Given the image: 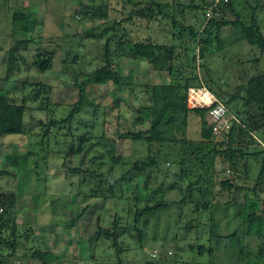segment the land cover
<instances>
[{"label":"rangeland","instance_id":"obj_1","mask_svg":"<svg viewBox=\"0 0 264 264\" xmlns=\"http://www.w3.org/2000/svg\"><path fill=\"white\" fill-rule=\"evenodd\" d=\"M150 1L130 0L128 3L126 0H0V95L8 93L13 101L20 103L24 97H29L33 89L31 84L41 83L51 88L50 93H44L43 97H48V101L54 104L48 110H40L41 100L34 101L32 98H26L25 121L28 132L21 135L0 136V192L12 191L18 194L17 204L11 211L17 222L19 238L15 257L12 259L14 263L25 264L32 260L31 254L34 251H50L59 256L63 255L64 259L82 261L90 259L94 264H209L211 261L215 264H264V257L251 259L252 262L249 263L248 258L239 261L233 253L229 256L225 252L226 245H234L236 241L231 243L225 240L220 250H217L214 255L208 252L200 254V245L204 244L208 247L216 245V242L210 240L207 232L204 231L198 234L196 230L189 231L188 228H183L179 240L162 241L164 238L169 240L177 231L175 206L162 213L159 219H153L142 246L136 239L122 236L119 244L127 250L118 258L116 247L111 240L95 237L98 230V216L103 217L101 226L110 228L113 225L116 210L109 204H103L100 199L84 197V194H87L85 185H80L77 175L70 174L71 167L78 166L80 154L72 158L65 156L74 137L78 139L81 134L90 129L89 123L78 125L80 121L89 119L87 114L78 115L74 121V137L66 135L54 137L55 131L50 141L42 137L45 130L44 124L50 120L49 115L53 117L67 115L77 100L78 89L74 87V74H78L81 81L82 73L93 71L98 65L97 59L102 57L106 36L100 39L89 37L90 32L100 33L114 20L128 18L131 12L139 7H145ZM156 1L162 3V9L154 20L134 17L133 20L123 23L121 32L125 33L128 39L174 45L176 65L190 64L189 61L195 50L197 74L202 83L204 82L206 89L213 94L224 90H231L230 93H232L234 88L241 85L247 74L251 76L264 74V54L245 40L229 44V41H233L235 34L238 33L237 29L230 27L225 28L220 34L221 40L225 41L222 49H218L214 55L205 59L199 57L197 50L199 42L190 38L189 30L194 27L199 29L207 21L205 13L209 7L207 9L208 5L202 0ZM193 3L196 9L190 6ZM98 5L108 7L107 19L91 18L86 14L87 7ZM236 7L243 15L244 21L250 22L255 16L264 34V0H236ZM22 9L37 15L40 21L27 35L22 31H14L12 24L15 11ZM218 15L220 14L214 13L212 18ZM223 15L230 17L232 13L225 12ZM174 17L178 21L177 26L173 25ZM24 39H31V42L27 45H19L16 55H13L11 49L14 46L17 47L18 42ZM113 48L115 49L116 46L114 45ZM186 48H188L187 51ZM126 49L128 50V47ZM45 51L53 53L54 65L52 69L43 72L37 67H46L49 63L36 60V57ZM74 55L77 56L76 60ZM118 56L119 68L123 69L125 75L131 74L134 79L139 78L142 85L168 84L165 74L154 70L147 61L131 59L127 55L123 57L118 54ZM65 60L69 62L65 63ZM203 64L210 69L211 80L209 81H207L208 71L206 67L203 68ZM212 80L214 82H211ZM23 82H25V88L21 90L19 83ZM210 87L213 90H210ZM131 88L132 86H123L119 89L118 96L135 104L143 102L142 95L145 96V94L139 91L138 99L134 101L135 96L131 95ZM89 91L90 98L101 106L99 110L101 124L96 131H93L94 136H100L103 129L109 136H115L122 128L127 129L130 126L128 121L131 114L130 108L124 101L120 103V108L115 106V89L111 82L91 86ZM158 92L160 91L157 90L155 93L156 101ZM226 99L227 97H224L220 100L226 104ZM190 106L193 105L190 104ZM226 106L231 112L232 105ZM240 107H242L241 104ZM64 132L61 133L64 134ZM200 133L201 118L195 113H190L188 137L193 141H201ZM256 135L262 142L258 143L257 149L264 152V128ZM94 136L92 141L89 140V145L95 142ZM125 146L130 148L127 143ZM95 154L96 152L93 151L89 155ZM214 161L219 179L234 175L228 163L220 158H215ZM263 163L264 154H260L254 165ZM167 167L171 172L177 173L180 170L177 160L174 161L173 157ZM190 167L192 168V165ZM106 169L107 167H103L104 171ZM257 169L252 166L253 171ZM158 175V180L163 181L166 186L173 182L171 178L167 179ZM236 182L244 186L247 184L244 178H239ZM125 188L128 189L127 186ZM217 189L222 193L220 198L223 201L230 199L228 191H224L220 186H217ZM131 190H133L132 187L128 189L129 192ZM262 196L264 198V193ZM166 197L171 201H178L182 198V194L178 190H171ZM240 198L242 201V195ZM88 204L91 205L89 210L76 224L71 225L69 221L76 211ZM187 210L188 207L185 211ZM120 212L119 215H123V212ZM217 214L220 219L221 233L236 229L240 234L243 233L245 227L242 226V217H236L232 207L226 215L221 212ZM190 218H186L184 222L188 223L191 221ZM254 231L253 229L249 231L252 233L245 240L251 245V250L257 251L260 247H264V235L262 237L254 235ZM180 247L184 250L177 251ZM153 249L160 251L157 258L150 256ZM169 251H173L172 254H169ZM8 252V249L4 250V254ZM91 254H94L95 259H91Z\"/></svg>","mask_w":264,"mask_h":264},{"label":"trees","instance_id":"obj_2","mask_svg":"<svg viewBox=\"0 0 264 264\" xmlns=\"http://www.w3.org/2000/svg\"><path fill=\"white\" fill-rule=\"evenodd\" d=\"M202 1L208 5L207 9L208 7L212 9L211 17L207 18L208 9L205 13L207 19L205 24H202L199 29L194 27L189 30L190 38L199 42L197 47L199 57L205 59L224 47L225 41L221 40L220 34L227 27L238 31L234 40L229 41V44L245 40L252 47L259 48L264 54V34L255 16L250 22L244 21L243 15L236 7V0H219L217 3H215L216 0ZM126 2L129 3L130 0ZM190 6L196 9L194 3ZM87 8L86 14L91 18L107 19L109 17L106 5ZM252 8L255 9V7ZM161 9V2L151 0L145 7H139L131 12L128 18L120 21L114 20L100 33L90 32L89 37L100 39L106 36L102 57L97 59L98 65L93 71L82 73L81 81H79V75L74 74V87L78 89L77 100L67 115L59 117L49 115L50 120L44 124L45 130L42 137L50 141L54 131V137L60 135L74 137V121L78 115L87 114L89 119H82L83 121H80L78 125L89 123L90 129L81 134L78 139L74 137L65 156L72 158L80 154L78 166L71 167L70 174L77 175L80 185H85L87 194H84V197L100 199L103 204H109L116 210L113 225L110 228L102 227L103 217L98 216V230L95 237L111 240L113 246L116 247L118 258L127 250L119 244L122 236L136 239L142 246L153 219H159L162 213L175 206L177 231L169 240L164 238L162 241L179 240L183 228H188L189 231L196 230L198 234L204 231L207 232L210 240L216 242V245L211 247L200 245V254L208 252L214 255L217 250H220L225 240L231 243L236 241L234 245L227 244L225 252L229 256L233 253L239 261L248 258V262L251 263V259L264 257V247L253 251L250 249L251 245L245 240L252 233L249 232L252 229L255 230L254 235L260 237L264 235V198L262 196L264 193V163L254 165L259 155L264 154L263 151L257 149L258 143L262 142L256 135L264 128V74L252 76L247 74V78H243L241 85L234 88L232 93H230L231 90L215 92L219 99L227 97L225 103L228 106L232 105L231 109L234 113L231 112L238 119V122L233 121L226 137L217 140L207 122V112L211 106H189L190 89L202 88L204 83L197 74L195 50L189 61L190 64L176 65L174 45L150 40L132 41L121 32L124 22H129L134 17L154 20L157 14L161 13ZM182 11L184 14V10ZM225 12L232 13V15L225 17L223 15ZM214 13L220 15L212 18ZM177 22L174 17L173 25L177 26ZM39 23L37 15L26 12L24 9L15 11L12 18L14 31H22L26 35L32 31L34 25ZM30 40L19 41L17 47L14 46L11 49V53L16 55L15 52L19 50V45H27L31 42ZM118 54L123 57L127 55L131 59L147 61L154 70L165 74L168 84L161 85L162 87L157 86L158 84L142 85L139 78L134 79L131 74L125 75L118 65ZM38 59L49 63L46 67H37L39 70L44 72L53 68L54 55L51 51L41 53L36 57V60ZM76 59L77 56L74 55V60ZM67 62L69 61L65 60V63ZM70 63L75 62L70 61ZM205 67L206 65L203 64V68ZM206 69L209 75L207 81H209L211 80L210 69L207 67ZM109 82L115 89V106L120 108V103L124 101L130 108L131 114L129 120L127 119L130 126L127 129L122 128L115 136H109L102 127L101 135L96 137L93 131H96L101 124V113L99 112L101 106L90 98L89 87L105 85ZM19 84L23 90L25 82L22 83L23 85ZM31 86L33 89L29 97H24L20 103L13 101L8 93L0 95V136L21 135L28 132L25 121L26 98H32L34 101L41 100L40 110H48L53 104L48 101V97H43L44 93H50V87L47 88L41 83L31 84ZM123 86H132L131 95L135 96L134 101L138 99L139 91L143 92L145 94V96L141 94L143 102L135 104L119 97L118 91ZM157 90L160 92H158L156 101ZM210 90H213L212 87ZM190 113H195L201 118V141H193L188 137ZM62 131H65L64 134L61 133ZM92 136L95 142L89 145ZM126 143L130 148L125 146ZM93 151L96 154L90 156L89 154ZM172 157L174 161L177 160L180 168L177 173L171 172L167 167ZM215 158L228 163L229 169L235 176L219 179ZM252 166L258 169L253 171ZM103 167H107L106 171ZM158 174L163 178H171L173 182L166 186L163 181L158 180ZM239 178L245 179L246 186L236 182ZM126 186L128 189L133 188L131 193L125 188ZM217 186L228 191L230 199L223 201L220 198L222 193L218 191ZM171 190H178L182 198L178 201L167 199L166 196ZM240 195H242V201ZM17 198L18 194L12 191L0 192L1 264L15 257L18 245L17 222L13 217L14 214L11 213L17 204ZM90 207L91 205L88 204L81 210H77L69 221L70 224H76ZM186 207H188L187 211H185ZM230 207L235 210L236 217H242V226L245 227L242 234L238 229L226 233L220 232V219L217 213L221 212L226 215ZM120 211L123 215H119ZM188 217H191V221L185 223ZM5 249L9 250L7 254H4ZM180 249L182 247L177 248V251ZM169 252L172 254L173 251ZM31 255L33 259L41 260L44 264L65 258L63 255L59 256L50 251H34ZM91 259H95L94 254H91ZM209 264L215 263L211 261Z\"/></svg>","mask_w":264,"mask_h":264},{"label":"built area","instance_id":"obj_3","mask_svg":"<svg viewBox=\"0 0 264 264\" xmlns=\"http://www.w3.org/2000/svg\"><path fill=\"white\" fill-rule=\"evenodd\" d=\"M219 0H216L217 3ZM212 9L209 8L207 12V18L211 17ZM204 89V91H203ZM189 106L191 107H205L211 106L210 110L207 112V122L212 128L214 137L217 140H221L226 137L227 133L230 131L233 121H237V117L231 113L226 106L217 96L209 92L206 87L203 85L201 88H192L189 92ZM160 254L158 249H154L151 252L152 258H157ZM171 254V252H169ZM1 259V256H0ZM1 264V263H0ZM5 264H20L19 262L14 263L12 259H8V262ZM25 264H44L41 260L32 259L27 261ZM47 264H94L92 260H76V259H63L55 260Z\"/></svg>","mask_w":264,"mask_h":264},{"label":"clouds","instance_id":"obj_4","mask_svg":"<svg viewBox=\"0 0 264 264\" xmlns=\"http://www.w3.org/2000/svg\"><path fill=\"white\" fill-rule=\"evenodd\" d=\"M205 86V85H204ZM206 87V86H205ZM215 95V94H214ZM216 96V95H215Z\"/></svg>","mask_w":264,"mask_h":264}]
</instances>
